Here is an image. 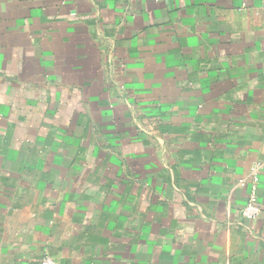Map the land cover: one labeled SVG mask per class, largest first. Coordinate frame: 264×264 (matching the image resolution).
<instances>
[{
  "label": "crops",
  "instance_id": "1",
  "mask_svg": "<svg viewBox=\"0 0 264 264\" xmlns=\"http://www.w3.org/2000/svg\"><path fill=\"white\" fill-rule=\"evenodd\" d=\"M46 255L264 264V0H0V264Z\"/></svg>",
  "mask_w": 264,
  "mask_h": 264
},
{
  "label": "built area",
  "instance_id": "2",
  "mask_svg": "<svg viewBox=\"0 0 264 264\" xmlns=\"http://www.w3.org/2000/svg\"><path fill=\"white\" fill-rule=\"evenodd\" d=\"M257 179L254 181L256 182ZM245 182L241 180V184L243 185ZM254 187V186H253ZM243 216L247 218H256L261 213V206L258 201L257 195L252 192L247 204L243 208ZM41 264H57L56 261L50 255H46Z\"/></svg>",
  "mask_w": 264,
  "mask_h": 264
}]
</instances>
